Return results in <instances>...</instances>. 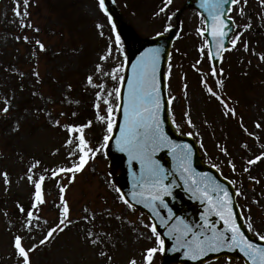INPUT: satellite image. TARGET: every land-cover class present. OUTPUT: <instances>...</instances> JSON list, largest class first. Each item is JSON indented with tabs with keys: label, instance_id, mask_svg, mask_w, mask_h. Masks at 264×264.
<instances>
[{
	"label": "rangeland",
	"instance_id": "1",
	"mask_svg": "<svg viewBox=\"0 0 264 264\" xmlns=\"http://www.w3.org/2000/svg\"><path fill=\"white\" fill-rule=\"evenodd\" d=\"M115 2L143 37L171 28L177 30L167 70L168 95L175 97L171 103L172 119L180 132L191 133L198 140L207 163L226 172L228 178L235 177L233 182L241 193L238 197L243 201L245 222L255 236L264 235V160L251 165L250 171H244L249 167V159L264 152V60L259 59L264 54V6L260 0H247L246 4L241 0L240 5L234 6L231 13L237 24L234 36L239 35L240 39L224 54L213 77L207 41L198 32L205 26L203 17L193 9L177 12L185 0H172L171 4H167V0ZM15 5L16 0H0V173L7 172L9 181L5 183L0 175V190L4 191L7 184L13 185L12 192H3V199H7L12 209L17 194L27 198L31 191L29 185L34 188L27 179L29 168L38 161L33 153L43 148H47V157L59 153L57 158L64 160V167L71 166L76 159L70 160L68 156L72 147L65 144L68 132L55 126L54 120H60L62 125L92 120L93 127L86 130L92 147H97L98 134H107V125L96 121L94 104L100 89L89 85L87 77L93 76L94 85H105L103 98L111 100L115 120L119 100L115 96L108 97L107 92L117 87L118 82L110 74L120 67L116 75L123 76L127 54L123 43L119 47L115 44L113 23L99 8L98 0H30V16L26 22H31L38 32L20 26L19 18L14 15ZM249 24L250 28L245 27ZM24 36L29 37V41L26 42ZM37 39L44 43L46 50H39L35 44ZM109 47L111 55H108ZM106 55L107 60H102ZM98 65L101 71H97ZM202 80H207L208 86L235 109V116H225L224 104L208 93ZM217 80L223 81L222 87ZM6 101L7 113L3 112ZM73 112L77 113L75 117ZM100 114L106 115L103 103ZM98 142L102 144L101 139ZM222 149H227V154ZM232 164L236 166L235 171ZM42 167L32 169L35 178L46 177L43 189L46 203L40 206L39 212L34 211L39 217L33 219L34 227L26 228L25 219L18 223L15 210L10 208L14 221L9 207L3 204L0 264H19L13 246L16 235L24 238V245H29L26 248L39 245L31 254V264H129L133 258L138 264H144L146 249L157 246L150 228L145 226L151 221L120 200L111 183L104 150L89 160L72 182H69V174L58 179L49 178L46 171L37 173ZM61 186L65 187L64 196L74 223L40 245L49 228L59 223ZM85 208L89 211L85 212ZM86 215H94L95 219L86 222L83 219ZM14 222L17 223L15 228ZM88 230L101 234L103 242L92 245L86 239ZM101 250L111 259L101 257ZM161 255L157 252L152 264H161ZM208 264L244 263L222 258Z\"/></svg>",
	"mask_w": 264,
	"mask_h": 264
},
{
	"label": "snow or ice",
	"instance_id": "2",
	"mask_svg": "<svg viewBox=\"0 0 264 264\" xmlns=\"http://www.w3.org/2000/svg\"><path fill=\"white\" fill-rule=\"evenodd\" d=\"M244 4L247 0H243ZM172 0H167V4H171ZM241 0H203L202 7L209 10V21H204L205 26L198 29L201 35L205 32L209 33L211 38L216 42V52L213 54L211 49L208 50V55L211 58L213 55L219 57L223 51V41L228 37L229 34V22L231 21V16H226L224 6L231 4L234 6L240 5ZM262 6H264V0H260ZM99 8L108 13V9L105 6V0H98ZM30 5V0H16V5L14 8V15L19 18L20 26L34 28L31 22H26V18L30 16L28 7ZM164 11V9H161ZM241 15L244 14L243 8L239 9ZM111 21V16H109ZM102 28V25H98ZM113 31L115 32V24L112 25ZM245 27L250 28L251 25H246ZM34 31H39L38 28H34ZM103 35V32H101ZM16 39H21V37H16ZM23 39L27 42L29 37L24 36ZM240 36L235 35L231 40L233 47L239 42ZM35 44L38 46L39 50L44 51L45 45L39 39L35 40ZM115 44L119 47L122 45V40L119 33H116ZM245 50H247V45L245 44ZM201 53L205 52L202 47L200 49ZM160 48H149L137 59V62L132 65L133 75L132 78L127 82V97L126 101L121 105L117 104L115 110L123 111L124 123L119 128L120 135L116 138V144L121 152L127 153L129 164L133 162H139L140 172L139 176L133 172V181L136 187V191L132 192V200L136 204H142L145 208L150 209L155 213L156 216H160V212L157 210V205H163L167 208V204L164 200L165 196H171L172 191L169 183H165L168 179L167 170L164 168L163 164L157 160L156 153L163 148H172L173 154L177 159V167L184 177L185 183L188 185V191L191 192L194 198L200 199L207 203V213L214 212L226 225L225 232H218L213 226L211 229V235L201 239V236H197L195 233H191L189 238L190 230H186L182 233V236H177V247H183L185 255L189 256L192 260H196L203 256L209 251H219L221 248H239L241 252L248 258L250 264H264V247H261L252 241H250L244 233L240 230V226L236 223L232 211V197L229 193L228 188L223 187L218 182L214 180H209L207 175L197 174L191 166V156L192 147L190 145H175L168 135L165 133L163 128V121L161 120L160 113L162 108L161 90L158 86L157 81V66L160 61ZM108 55H111V47H109ZM108 56L101 57L102 60H107ZM260 60H264V54L259 56ZM199 63V61H198ZM122 67V66H121ZM97 71H101L100 66H97ZM120 71V67L113 69L111 78L118 82V86L112 91L107 92L108 97L115 96L117 100L121 98V88L124 87V77H117L116 73ZM220 73H223V69H220ZM34 75L39 77V73L35 72ZM108 75V74H106ZM211 75L215 77L217 75L216 66H212ZM87 81L89 85L98 87L100 91L96 92L97 101L94 104L96 109V121L106 124V133L103 136L104 143L98 147H92L90 141L87 138L86 130L93 127V121L88 120L84 123H68L61 124L60 120H54L53 123L57 127H63L65 131L68 132L69 137L65 141L66 146H72L68 153L69 159L71 160L75 157V161L69 167H60L58 169L51 170V176L53 178L60 177L64 174H69V182H72L76 178V174L82 173L87 166L89 160L96 158L97 154L103 152L106 148L108 142L112 139L111 133H113L116 127L115 121L113 119L114 108L112 106L111 100L104 99V84L94 85L93 76H88ZM39 82V81H38ZM202 84L206 87L208 93L211 96L216 97L221 100L226 109L225 116L232 115L235 116L236 112L234 108H230L229 105L218 96L217 92L213 90L212 87L208 86L207 80H202ZM217 83L222 87L223 81L217 80ZM71 88V85H69ZM187 89V85H185ZM175 97H171L167 100V104L171 105ZM101 103L106 105V115H101ZM9 111L8 102L6 101V106L3 108V112L7 113ZM65 113H61L64 116ZM77 113L73 112L72 116L75 117ZM187 115V113H186ZM188 123L191 125L192 121L189 117ZM194 126V125H193ZM257 127H260L257 123ZM191 135V133H189ZM247 147V145H244ZM222 151L227 154V149H222ZM261 160H264V152L260 155H256L253 159L247 161L249 167H245L244 171H250V166L254 165ZM231 163V162H230ZM40 164L36 161L29 168V175L27 176L28 181L33 183L35 191L33 194V203L31 208L26 210L23 206L18 205L21 213L26 215V228H32L35 225L32 224L33 219L38 220L39 217L35 215L34 210H39L40 206L46 203L44 195V182L46 177L40 175L35 178V174L32 169L36 168ZM215 167V165H214ZM233 171L236 170L235 164H232ZM5 178V183H8V173H0ZM255 180V177H251ZM259 182V181H257ZM119 194L120 200L127 205V207L135 211V206L132 202L125 198L124 193L118 188L116 189ZM65 187H60V219L59 223L55 226L49 228L47 235L44 239L40 240V245L48 242L55 233L63 232L74 221L70 218V206L68 201L64 196ZM236 195H241L237 192ZM89 210L85 208V212ZM171 212V209H168ZM83 219L87 221H92L95 216H84ZM207 221V214L204 217ZM160 222L162 224L167 223V221L161 217ZM45 223H47L45 221ZM150 228L152 236L155 237L157 246L146 249L144 264H152L154 255L157 252L163 253L165 251V240L161 237V233L157 230L156 223H151L145 225ZM178 231L177 229H170L169 235L173 232ZM226 233H231L227 235ZM183 237V238H182ZM86 239H88L92 245H99L102 243V235L93 233L91 230L86 232ZM261 240H264V235L260 236ZM24 238L21 235H16L14 237L13 246L16 250V255L19 258V264H31V254L39 247V245H33L31 248H26L23 243ZM175 250V249H173ZM101 257H111L108 256L106 252L101 250L99 252ZM129 264H138L135 258L129 261Z\"/></svg>",
	"mask_w": 264,
	"mask_h": 264
},
{
	"label": "water",
	"instance_id": "3",
	"mask_svg": "<svg viewBox=\"0 0 264 264\" xmlns=\"http://www.w3.org/2000/svg\"><path fill=\"white\" fill-rule=\"evenodd\" d=\"M203 0H187L185 8H196L205 17V21H209V10L202 7ZM105 6L108 9V15L111 16L117 32L120 34L122 40L128 51V57L126 60L125 73H124V87L121 88L120 103L123 104L127 97V82L132 78L133 70L132 65L137 62V59L149 48H160V61L157 66V81L161 90L162 108L160 117L163 121V128L170 140L175 145H190L192 147L191 166L197 174L207 175L208 179L218 182L223 187L228 188L232 197V211L236 219V223L240 226V230L244 235L253 243L264 247V240L256 239L252 236L247 226L244 223L241 211L236 201V191L233 185L225 179L219 171L206 164L201 158V154L198 148L197 142L191 136L181 135L174 127L170 119V105L167 104L166 95V66L170 55L172 43L175 38L176 30L171 29L168 34H160L153 38H143L139 36L136 30L126 21L115 6L113 0H105ZM232 5L228 4L224 6L226 16L230 13ZM229 34L223 41V47L225 51L231 47L230 38L235 31V25L233 20L229 22ZM204 35L208 38L209 49L212 53L216 52V42L211 38L210 34L205 32ZM219 57L213 55L211 57L212 62L218 65L221 61L222 54ZM124 123V116L122 108L118 110L117 118L115 121L116 127L111 134L112 139L108 142L106 154L110 159L111 173H115L118 169L122 170V174L113 179L114 183L118 186L125 198L134 204L143 212L147 213L149 217L156 223L157 230L161 233V236L165 240V251L163 252V264H169L176 262L178 264H204L219 257H227L228 259L242 258L245 264H250L248 258L244 255L239 248H221L219 251H209L196 260H192L189 256L185 255V249L183 247H177V236H182V233L186 230H190L191 233H195L197 236H201V239L209 237L211 235V229L214 226L218 232H225L226 225L214 212L207 213L208 205L200 199L194 198L191 192L188 191V185L185 183L184 177L181 175L180 170L177 167V159L173 154L172 148H163L156 153V159L163 164L167 170L168 179L165 183H169L172 191L171 196H165L164 200L167 204V208L163 205H157V210L160 212V216H156L150 209L145 208L142 204H136L132 200V192L136 191V187L133 181V172L139 176L140 165L139 162H133L129 164L127 153L121 152L116 144V138L119 137V128ZM171 209V212L168 211ZM207 214V221L204 217ZM163 217L167 223L162 224L160 222ZM170 229H177L169 235ZM231 235V233H226ZM183 238V237H182ZM175 249V250H173Z\"/></svg>",
	"mask_w": 264,
	"mask_h": 264
},
{
	"label": "trees",
	"instance_id": "4",
	"mask_svg": "<svg viewBox=\"0 0 264 264\" xmlns=\"http://www.w3.org/2000/svg\"><path fill=\"white\" fill-rule=\"evenodd\" d=\"M35 156L37 158H40L39 161H41V163L45 162L48 165V167H50V169H53L56 166V164L58 163V160H56L55 157H52L51 155H49L50 157H47L44 152H37ZM225 175H227L226 172H225ZM232 179L235 180V177L232 176ZM20 198L21 197L19 196V199ZM0 199H1V201H0V203H1L3 201L1 194H0ZM20 205L24 207V204H22V202L20 203Z\"/></svg>",
	"mask_w": 264,
	"mask_h": 264
}]
</instances>
